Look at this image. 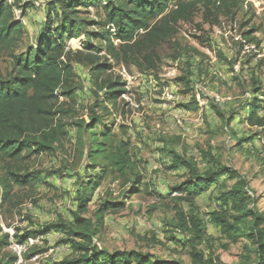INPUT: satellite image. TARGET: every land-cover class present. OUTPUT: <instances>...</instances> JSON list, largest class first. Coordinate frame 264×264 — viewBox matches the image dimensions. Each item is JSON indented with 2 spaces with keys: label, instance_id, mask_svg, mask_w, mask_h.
<instances>
[{
  "label": "trees",
  "instance_id": "obj_1",
  "mask_svg": "<svg viewBox=\"0 0 264 264\" xmlns=\"http://www.w3.org/2000/svg\"><path fill=\"white\" fill-rule=\"evenodd\" d=\"M239 5L240 0H47L34 46L17 52L26 36L22 20L33 6L19 0H0V56L8 61V70L4 73L0 69V161L6 165L4 200L11 199L13 185L49 186L46 179L62 173L29 172L25 165L31 158L54 153L68 136L66 128L70 124H65L63 116L69 111H63L60 101L73 99L72 65L87 64L89 76L99 91L94 92L88 108V121L72 123L80 139L87 137L86 157L90 164L85 171L92 170L86 179L74 182V209L69 211L68 218L59 217L37 230H16L10 235L0 227V264H16V256L6 252L13 243L25 245L31 239L52 233L59 236L58 245L69 251V256L54 264H182L159 260L141 251L109 252L97 247L107 214L124 210L126 200L151 189L130 154L129 142L120 140L114 146L111 130L97 112H110L107 105L114 107L127 94L122 78L111 76L114 65L132 66L144 75L156 74L160 65L158 50L164 44L172 48V61L189 52L175 41L180 23L191 22L198 12L205 20L224 16L233 21ZM90 9L95 11L93 20L88 18ZM244 40L255 42L250 36ZM71 41L76 42L75 48L67 49ZM192 52L199 55L195 50ZM179 81L188 84L185 78ZM248 90L249 97L241 108L246 111L249 125L260 130L255 135L264 136V116H259V111H264V84L253 73L249 76ZM179 107L197 110L194 102ZM210 108L233 136L229 126L236 112H221L214 104ZM160 141L165 143L163 139ZM247 141L235 143L239 147ZM162 151L171 158L169 171L185 170L183 180L169 189L167 198L173 204L174 218L168 226L191 237V264H212L193 246L207 238L208 225L219 229L232 244L244 239L247 244L242 247L253 254L254 264H264V216L255 207L256 200L249 195L245 178L208 153L203 156L206 168L200 171L192 159L174 150ZM113 174L127 186L122 193L124 202H117L108 194L90 211L95 191ZM213 187L217 191L213 198L216 210L203 219L197 200ZM149 195L157 198L159 204L167 199L157 192ZM170 239L175 241L173 237Z\"/></svg>",
  "mask_w": 264,
  "mask_h": 264
},
{
  "label": "rangeland",
  "instance_id": "obj_2",
  "mask_svg": "<svg viewBox=\"0 0 264 264\" xmlns=\"http://www.w3.org/2000/svg\"><path fill=\"white\" fill-rule=\"evenodd\" d=\"M19 1L33 7L22 20L26 36L17 52L34 46L47 0ZM15 14L19 16L20 12ZM88 18H95L93 9ZM246 32L248 34L243 35ZM245 36L255 42L245 43ZM175 41L189 49L188 54L172 61V48L164 44L158 50L160 65L156 74L144 75L132 66L123 65H114L112 70V77L120 76L125 82L127 94L114 107L107 105L110 112L97 114L111 130L110 140L114 146L120 140L129 142L130 154L151 189L126 200L124 210L107 214L97 247L109 252L136 250L159 260L191 264V237L168 226L174 218L173 204L167 198L169 189L183 180L185 170L169 171L171 158L162 149L174 150L192 159L200 171L206 168L203 158L206 153L236 171L245 178L249 195L256 200L254 205L264 216V136L255 135L260 130L249 125L246 111L241 108L249 97L250 74L264 84V0H240L233 21L224 16L205 20L198 12L191 22L178 25ZM75 44V41L69 42L67 49H74ZM72 66L73 99L60 101L63 111H69L63 116L65 124H70L66 128L68 136L54 153L31 158L25 165L29 172L46 174L60 170L62 173L48 177L49 186L36 184L21 188L13 185L12 197L6 201L3 199L6 165L0 161V227L4 233L13 235L16 230H37L59 217L68 218L69 211L74 209L75 180L92 174V170L85 171L90 164L86 157L87 137L80 139L72 123L88 121V108L98 90L89 76L87 64ZM0 69L4 73L8 70L4 56H0ZM181 78L188 84L179 81ZM191 102L197 104L196 111L179 107ZM210 104L224 113L236 112L229 126L233 136L225 130ZM259 116H264V111H259ZM161 139L165 143H161ZM238 140L248 141L237 147ZM126 188L117 174L107 176L95 191L89 210L108 194L111 199L124 202L122 193ZM150 192L167 199L159 204L161 202L149 195ZM216 195L213 187L210 193L198 198L201 218L206 219L208 213L216 210L213 200ZM58 239L53 233L31 239L25 243V251L19 253L20 258L13 251L14 244L6 252L18 256L16 264H54L69 256L67 248L58 245ZM243 244H247L244 239L230 243L219 229L208 225L207 238L193 246L212 264H254L253 254L247 253Z\"/></svg>",
  "mask_w": 264,
  "mask_h": 264
},
{
  "label": "bare ground",
  "instance_id": "obj_3",
  "mask_svg": "<svg viewBox=\"0 0 264 264\" xmlns=\"http://www.w3.org/2000/svg\"><path fill=\"white\" fill-rule=\"evenodd\" d=\"M15 246V250H13V251H15L17 254H18V250H17V246H18V248H19V253H21V252H24L25 251V245H14ZM14 252V253H15ZM17 256V255H16ZM18 257V256H17Z\"/></svg>",
  "mask_w": 264,
  "mask_h": 264
},
{
  "label": "built area",
  "instance_id": "obj_4",
  "mask_svg": "<svg viewBox=\"0 0 264 264\" xmlns=\"http://www.w3.org/2000/svg\"><path fill=\"white\" fill-rule=\"evenodd\" d=\"M14 245H16V243H13ZM17 246V245H16ZM17 250H18V255H19V258H20V254H19V248L17 246Z\"/></svg>",
  "mask_w": 264,
  "mask_h": 264
}]
</instances>
